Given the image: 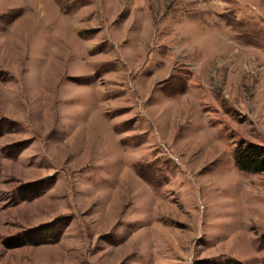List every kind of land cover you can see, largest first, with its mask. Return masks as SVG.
Returning <instances> with one entry per match:
<instances>
[{"label":"rangeland","instance_id":"374dc122","mask_svg":"<svg viewBox=\"0 0 264 264\" xmlns=\"http://www.w3.org/2000/svg\"><path fill=\"white\" fill-rule=\"evenodd\" d=\"M249 144L264 0H0V264H264Z\"/></svg>","mask_w":264,"mask_h":264},{"label":"trees","instance_id":"16d2710c","mask_svg":"<svg viewBox=\"0 0 264 264\" xmlns=\"http://www.w3.org/2000/svg\"><path fill=\"white\" fill-rule=\"evenodd\" d=\"M235 164L242 170L247 172H263L264 171V147L256 145H246L238 147L234 154ZM18 244V245H17ZM19 246L23 243H17Z\"/></svg>","mask_w":264,"mask_h":264}]
</instances>
